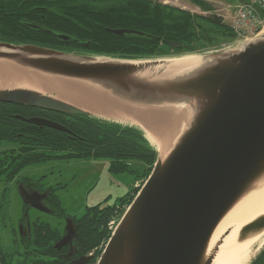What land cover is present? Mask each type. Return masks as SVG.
Segmentation results:
<instances>
[{
    "label": "water",
    "instance_id": "obj_1",
    "mask_svg": "<svg viewBox=\"0 0 264 264\" xmlns=\"http://www.w3.org/2000/svg\"><path fill=\"white\" fill-rule=\"evenodd\" d=\"M105 30L115 36L150 37L134 29ZM53 35L64 42L71 39L61 33ZM167 44L180 46L177 42ZM81 45L87 47L88 43ZM232 47L201 54L198 65L181 75L161 77L157 71L146 77L143 74L156 64L151 61L155 59L116 58L0 41V62L93 84L137 104H181L192 109L166 153L157 154L150 174L96 264H212L221 243L220 238L213 241L218 226L264 183V33ZM0 102L107 120L27 88H0ZM16 117L69 132L49 119ZM18 189L25 204L50 212L39 192L30 193L21 184ZM263 228L264 214L241 227L238 238Z\"/></svg>",
    "mask_w": 264,
    "mask_h": 264
},
{
    "label": "trees",
    "instance_id": "obj_2",
    "mask_svg": "<svg viewBox=\"0 0 264 264\" xmlns=\"http://www.w3.org/2000/svg\"><path fill=\"white\" fill-rule=\"evenodd\" d=\"M194 1L207 8L203 1ZM105 28L134 29L150 37L115 36ZM58 33L71 39L61 41L53 35ZM233 34L220 17L193 14L151 0H0V41L68 52L152 58L167 55L170 50L194 51L193 44L201 39L215 40ZM167 42H177L180 46L172 48ZM17 114L47 117L64 125L69 132L33 125L17 118ZM101 157L110 159V170L128 172L136 182L149 175L157 152L134 126L0 102V175L5 173L6 181L10 182L31 164ZM137 190L133 185L130 194L119 199V203L104 206L98 203L85 210L79 220L84 221L80 233L88 243L86 250L97 247L108 237L112 215H119ZM55 211L63 214L58 203ZM250 264H264V249Z\"/></svg>",
    "mask_w": 264,
    "mask_h": 264
},
{
    "label": "bare ground",
    "instance_id": "obj_3",
    "mask_svg": "<svg viewBox=\"0 0 264 264\" xmlns=\"http://www.w3.org/2000/svg\"><path fill=\"white\" fill-rule=\"evenodd\" d=\"M200 58L201 55L195 53L157 58L151 60L156 64L143 75L151 77V73L158 72L161 77L181 75L196 67ZM14 87L49 94L103 119L137 124L143 128L146 140L160 156L166 153L178 137L192 111L181 104L168 106L133 103L93 84L40 74L0 62V88ZM263 214L264 183L235 206L218 226L213 241L220 238L221 243L212 264H247L253 256V245L257 243L260 247L264 243V228L240 238L238 232L241 227Z\"/></svg>",
    "mask_w": 264,
    "mask_h": 264
},
{
    "label": "rangeland",
    "instance_id": "obj_4",
    "mask_svg": "<svg viewBox=\"0 0 264 264\" xmlns=\"http://www.w3.org/2000/svg\"><path fill=\"white\" fill-rule=\"evenodd\" d=\"M151 1L185 10L193 14L203 16L215 15L220 17L222 23L228 25L232 23V18L236 15L237 6L235 5L240 0H201L204 2L205 7H207L205 9L194 0ZM239 37L240 36L233 34L231 37H220L215 40L201 39L193 44L194 51L176 53L170 50V53L164 57L171 58L187 53L201 55L219 52L233 46L234 41H238L236 38ZM122 124L137 127L142 133L144 132L143 128L137 124H132L130 122H122ZM143 137L145 138L144 135ZM109 168L110 159L105 157L95 159H53L44 163L31 164L24 167L10 182L4 181L3 176H0V245L6 253V256L8 257L9 253H11L10 251L17 246L14 239L20 232L19 221L25 214L22 206L23 200L18 189L19 182L17 181L19 178H41L45 182V185L53 188L54 195L58 200L59 207L63 210V214L79 219L83 216L88 207L98 203L103 206L117 204L119 203V199L130 194L133 185L135 187V185H140L142 183V181L134 182L135 179L128 172L117 173ZM126 208L127 206L122 208L119 215L116 213L112 215L111 220L113 224L111 225V231L117 225L121 216L126 211ZM38 214L42 219H46L47 221L56 219V217L50 213L38 212L35 209L29 210L28 217L33 219ZM263 249L264 243L260 247L255 243L253 245V256L247 264H250Z\"/></svg>",
    "mask_w": 264,
    "mask_h": 264
},
{
    "label": "flooded vegetation",
    "instance_id": "obj_5",
    "mask_svg": "<svg viewBox=\"0 0 264 264\" xmlns=\"http://www.w3.org/2000/svg\"><path fill=\"white\" fill-rule=\"evenodd\" d=\"M22 117L48 119L40 115ZM0 176H3L6 181L5 173H1ZM17 182L30 193L39 192L44 204L50 209L49 213L56 219L47 221L42 219L39 214L30 219L28 212L35 208L22 202L24 213H27V216L24 214V217L19 221L20 232L18 235L16 233L17 236L14 239L17 246L10 251L11 253L7 257L0 245V264H95L100 244L86 250L88 243L83 239V233H80L84 221L55 211L58 200L54 195L53 188L45 185L41 178L21 177ZM62 240H65L64 243L58 247L57 245Z\"/></svg>",
    "mask_w": 264,
    "mask_h": 264
},
{
    "label": "built area",
    "instance_id": "obj_6",
    "mask_svg": "<svg viewBox=\"0 0 264 264\" xmlns=\"http://www.w3.org/2000/svg\"><path fill=\"white\" fill-rule=\"evenodd\" d=\"M231 28L244 42L264 31V0H246L236 8V15L232 18ZM113 221L109 223V228ZM104 242L100 244L103 248Z\"/></svg>",
    "mask_w": 264,
    "mask_h": 264
}]
</instances>
